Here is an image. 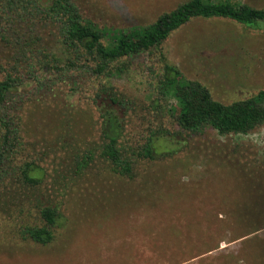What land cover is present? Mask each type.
<instances>
[{"label": "rangeland", "instance_id": "374dc122", "mask_svg": "<svg viewBox=\"0 0 264 264\" xmlns=\"http://www.w3.org/2000/svg\"><path fill=\"white\" fill-rule=\"evenodd\" d=\"M181 1L74 0L82 17L107 32L148 24ZM230 1L264 7V0ZM38 37L46 54L40 62L65 60L53 30L44 28ZM160 49L217 101L264 89V24L192 18ZM149 58L131 61L109 79L135 105L126 115L128 144H139L151 125L141 70ZM34 71L40 84L23 74L18 90L22 151L14 164L36 161L43 175L33 187L16 173L0 185V264H264V124L246 134L219 135L208 127L181 132L159 143L175 153L138 159L132 180L113 175L100 158L77 175L75 153L97 140L95 80L85 70ZM41 206L61 214L46 245L17 234L20 223L42 224Z\"/></svg>", "mask_w": 264, "mask_h": 264}, {"label": "trees", "instance_id": "16d2710c", "mask_svg": "<svg viewBox=\"0 0 264 264\" xmlns=\"http://www.w3.org/2000/svg\"><path fill=\"white\" fill-rule=\"evenodd\" d=\"M197 17H221L258 28L264 24V7L230 0H182L148 24L107 32L82 17L74 0H0V43L4 50L0 57V185L11 173L28 187L42 180V168L36 161L14 164L22 151L18 90L23 74L32 73L40 84L34 74L37 66L60 74L66 69L85 70L95 80L90 96L97 108V140L75 153L77 175L100 158L113 175L132 180L138 159L152 162L172 155L174 150H160L159 143L181 132L199 133L208 127L219 135L246 134L263 125L264 89L223 103L213 99L201 82L184 78L175 65L167 62L161 43L173 30ZM44 28L53 30L63 46L64 61H39V55L46 56L44 47L38 44V32ZM144 55L150 58L141 69L143 108L150 114L151 125L139 144H128L124 141L126 115L134 112L135 105L109 79L125 73L131 61ZM12 167H16L15 172ZM38 216L42 224L20 223L17 234L46 245L53 239L61 214L54 207L41 206Z\"/></svg>", "mask_w": 264, "mask_h": 264}]
</instances>
